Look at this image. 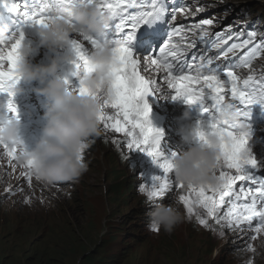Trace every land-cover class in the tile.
Instances as JSON below:
<instances>
[{
	"label": "snow or ice",
	"instance_id": "obj_1",
	"mask_svg": "<svg viewBox=\"0 0 264 264\" xmlns=\"http://www.w3.org/2000/svg\"><path fill=\"white\" fill-rule=\"evenodd\" d=\"M58 4H67L68 0H57ZM102 8L112 17V23L106 25L118 38L114 48V65L109 75L111 80L108 88L98 99H101V112L98 119L105 129H114L117 133H124L130 138L127 142L129 150H139L152 158L160 170L161 175L152 177V184L147 191L149 200L162 197L165 191L172 186L169 174H173L172 159L176 152L167 154L162 148V131L154 128L149 119L150 103L148 97L155 96L159 91L156 79H146L141 75L139 56H134L127 44L134 39L136 31L145 23H154L162 21L164 23L167 15V6L164 0H103ZM129 9L136 11L130 12ZM47 10L46 5H41L39 10L33 11L31 15L24 9L21 14L33 25L45 26L50 17L42 14ZM18 11L19 9H14ZM183 11V9H180ZM203 11V9H200ZM175 19V16H172ZM119 22H116V21ZM211 19H204L199 24L194 25V29H199L201 36L206 37L209 31L204 25H211ZM122 34V35H120ZM176 31L168 34V42L163 46L159 45V55H146L144 59L145 68L154 66V69L162 74L163 80L167 86L174 91L171 99H183L188 105L199 104L205 113L219 112L223 105L230 100L238 101L241 107L237 108L242 120L250 117V112L245 110L250 105L260 104L264 107V76L256 78L248 75L241 77L236 69L241 67H251V62L257 56L264 53V40L251 47L240 58L238 63H229L226 65H216L211 67L214 61L209 58L197 64L189 63L182 59L181 53L187 49L181 42L172 43V37ZM256 33L250 32L249 38L244 40L243 44L234 43L223 53L225 59L228 54L235 55V50L249 45L254 39ZM217 41L212 44L213 48L220 49L222 44L226 43L220 33L216 34ZM123 37V39L119 38ZM231 38V37H229ZM90 39V38H86ZM23 40L21 32L19 38H15L6 44H0V91H7V83L15 78V70L18 62V49ZM183 37H181V41ZM76 51L78 59L77 68L92 71L93 66L88 56L81 50L82 45L76 40L71 41ZM91 43L95 44L92 40ZM10 45V47H8ZM191 47V45H188ZM155 57V58H153ZM4 61H7V70H4ZM223 77V78H222ZM81 95L90 94L82 83L79 88ZM167 98V97H165ZM232 105H236L231 103ZM10 112L15 113V105L8 103ZM108 109H114L115 114H109ZM211 133L220 137V168L218 178L219 182L215 185L187 186L189 193H195V203L206 209L207 216L212 217L216 210L225 204L227 197L228 208L222 216H217L216 223L224 224L231 228L239 226L244 222H251L253 218H258V225L254 229L256 233L264 231V178L253 176L247 168L257 169L258 161L250 154L246 147V134L234 131V126L225 122L216 121L209 125ZM205 132L198 126L195 129V136L201 142H206ZM9 158L18 159V149L7 144H0ZM85 148L81 149L78 159L84 163L83 153ZM234 170L230 174L221 170L224 166ZM28 169L29 176L32 175L31 163L24 164ZM237 181L251 182L255 187L245 188L241 185L239 192L234 187ZM180 188H185L181 183L176 182ZM141 191H145L141 186ZM211 193V194H208ZM179 200L183 202L187 213L193 212V201L188 195H181ZM259 205V208L257 207ZM201 225H207V220L197 217ZM153 231H159L156 226L151 227ZM255 239V237H253ZM248 250L254 251L249 246Z\"/></svg>",
	"mask_w": 264,
	"mask_h": 264
},
{
	"label": "clouds",
	"instance_id": "obj_2",
	"mask_svg": "<svg viewBox=\"0 0 264 264\" xmlns=\"http://www.w3.org/2000/svg\"><path fill=\"white\" fill-rule=\"evenodd\" d=\"M58 5L47 9V16L50 17L48 23L45 26L38 25L42 35L41 44L47 45L53 51L66 45L77 32L103 37L106 25L112 23V17L103 8L96 6L94 0L92 3L87 0H68L67 4ZM10 40L6 28L0 27V44H6ZM116 47L118 44L101 43L88 57L93 66L92 71L81 68L78 76L90 94L81 95L79 92L66 90L65 81L56 75L58 65L55 60L48 66L31 64L28 57L32 49L22 45L21 41L15 78L7 83V92L9 95L13 94L18 79L43 83L45 78L50 76L46 86L38 91L52 102V107L46 113L47 123L43 128L42 137L32 150H27L21 139L18 119H5L0 122V144L17 148L18 160L21 164L31 163V172L36 179L49 184L58 180H75L86 170V165L78 156L88 140L100 134L101 124L98 116L102 101L98 97L106 92L111 80L109 73L114 65ZM189 117L190 113L185 111L183 119L187 120ZM216 121L233 125L238 133L246 134L249 131L248 124L241 119L239 110L231 102H226L217 112ZM180 133L183 142L188 146L175 150L176 155L172 159L175 181L185 187L215 186L219 182L217 172L221 166L220 137L209 131L206 142L193 143L196 138L195 130L182 126ZM74 186L70 187L71 190H65L66 197L62 196L59 204L67 203L72 198L71 194L76 193ZM19 203L24 207L23 202ZM1 209L9 212L8 205L0 208V211ZM47 209L50 211L49 207ZM13 215L21 217L17 228H22L25 222L22 215L19 212H13ZM149 216L150 227L156 226L170 234L186 219L178 206L162 202L153 204ZM3 218L9 220L5 213ZM171 238L174 240L175 237L167 234L165 241L169 242ZM250 253L249 251L248 254ZM259 259L257 254L254 264H257Z\"/></svg>",
	"mask_w": 264,
	"mask_h": 264
},
{
	"label": "rangeland",
	"instance_id": "obj_3",
	"mask_svg": "<svg viewBox=\"0 0 264 264\" xmlns=\"http://www.w3.org/2000/svg\"><path fill=\"white\" fill-rule=\"evenodd\" d=\"M233 1L248 6L256 16L264 11V0ZM96 138L92 137L95 146L90 144L84 155L89 157L88 172L84 173L83 180L89 186L90 198L82 206H75L71 201L73 194L67 203L49 213L25 211V214L28 212L35 216V223L24 222L22 228H17L21 217L1 209L0 262L24 264L25 259L42 253L43 258L61 259L64 264H81L82 256L89 253L93 264H111L113 261L118 264H222L217 252L211 256V250L218 248L215 240L185 226L174 229L172 234L167 233L175 237L167 244V236L161 233L162 241H157L158 237L154 236L144 244L126 247L128 234L135 231L128 223L135 219L132 211L125 216L121 211L109 212L103 194L104 187L109 189V185L103 186L104 175L100 169L107 166L111 153L103 154L100 166L103 147ZM4 213L9 220H4ZM113 237L123 239L117 244ZM206 237L211 240L206 241Z\"/></svg>",
	"mask_w": 264,
	"mask_h": 264
},
{
	"label": "bare ground",
	"instance_id": "obj_4",
	"mask_svg": "<svg viewBox=\"0 0 264 264\" xmlns=\"http://www.w3.org/2000/svg\"><path fill=\"white\" fill-rule=\"evenodd\" d=\"M0 27L6 28V33L8 35V33L10 32L9 27L8 26H0ZM87 183H89V182H87ZM103 186H105V185L103 184ZM54 190H56V188ZM66 190H71V189H70V187H66ZM73 190H75L76 193H73L74 197L71 199L72 203L83 204V202L86 199L90 198L89 186L87 189H81L78 186H74ZM104 191H107V188L104 187ZM73 194H71V196H73ZM112 194H113L112 198H113L114 202H112V201L106 202L107 205L109 207H111L110 211L117 210V211H121L124 216L127 215L126 213L129 211L128 209L130 208V210H131L133 207V204L130 202L129 196L119 187H115L112 191ZM87 195H88V197L85 198ZM133 223H136V222L134 221ZM135 227L139 228V236L141 237V243H144L149 237H154V234L149 229L142 226L141 224H136ZM161 233L166 235L165 231H161ZM128 236L131 237V234H128ZM114 239H118L117 244H119L122 240L120 237H117V238L113 237V240ZM131 239L135 241V239L133 237H131ZM136 244H137V242H136ZM262 262L264 263V255L262 256ZM111 264H118V263L116 261H113Z\"/></svg>",
	"mask_w": 264,
	"mask_h": 264
},
{
	"label": "trees",
	"instance_id": "obj_5",
	"mask_svg": "<svg viewBox=\"0 0 264 264\" xmlns=\"http://www.w3.org/2000/svg\"><path fill=\"white\" fill-rule=\"evenodd\" d=\"M112 189V188H110ZM112 190H111V194H108L107 197H112ZM112 202H114L113 199H111ZM38 241V240H37ZM37 241H34V242H37ZM15 263V262H14ZM93 259L92 257L90 256L89 253H86L85 255L82 256V260H81V264H93ZM0 264H3L0 262ZM15 264H21L20 262H17ZM24 264H64L62 262L61 259L57 260L55 258H50V257H44L43 258V254L41 253H37V255L33 258H29V259H25V263Z\"/></svg>",
	"mask_w": 264,
	"mask_h": 264
}]
</instances>
